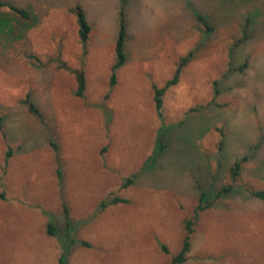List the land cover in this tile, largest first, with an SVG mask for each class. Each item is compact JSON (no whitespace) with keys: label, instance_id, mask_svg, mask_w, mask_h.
Here are the masks:
<instances>
[{"label":"rangeland","instance_id":"rangeland-1","mask_svg":"<svg viewBox=\"0 0 264 264\" xmlns=\"http://www.w3.org/2000/svg\"><path fill=\"white\" fill-rule=\"evenodd\" d=\"M3 2L31 16L0 6V264H60L63 251L64 264H171L198 202L174 264H264V198L250 193L264 190V0ZM122 9L128 59L111 86ZM188 52L160 121L153 84ZM113 194L129 201L101 208Z\"/></svg>","mask_w":264,"mask_h":264},{"label":"trees","instance_id":"trees-1","mask_svg":"<svg viewBox=\"0 0 264 264\" xmlns=\"http://www.w3.org/2000/svg\"><path fill=\"white\" fill-rule=\"evenodd\" d=\"M123 1V5L125 6V4L127 3V0H121ZM0 6H8L11 9H13L18 15H20L22 18H29L30 12L25 8H19L17 6H15L14 4L11 3H5L3 2V0H0ZM75 14L77 17V22L79 25V37H80V41L83 44V46L85 47L89 37H90V33H91V24L88 20L87 14L84 10V8L81 5H78L76 7L75 10ZM197 20H199L200 22L203 23V25L206 26V30H208V27L206 25V21L205 19L200 15L197 14ZM7 24V18H0V30L1 32L4 30L6 31V29L3 28L4 25ZM247 26L244 28V31H247ZM0 32V33H1ZM126 43H127V23H126V19H125V14H124V10L122 9L121 13H120V21H119V31H118V35L116 38V43H115V52H116V59L115 62L112 66V76H111V82L110 85L114 86L117 80V71L119 67H121L122 65H124L128 59V54H127V50H126ZM192 56V52H188L186 55L182 56L179 58V61L176 65V71H174L172 77H169L168 79H166V82L164 83V85L158 87L155 84H153V101H154V106H155V110H156V114L159 118L160 121L163 120V116H162V103H163V95L166 91V89L171 85H175L178 80H179V76L180 73L182 71V67L185 66L189 60L191 59ZM76 73V77H77V82H78V87H77V91H76V95L77 96H83L84 92L86 90V76H85V72H83L82 69L80 70H76L74 71ZM25 103L29 105L30 110L33 114L40 116V111L38 110V108L36 107L35 103L30 99V97H28L25 100ZM3 120L4 117L2 115H0V130L3 129ZM162 135H163V126H161L158 129L157 132V136L155 140V145H154V149H153V154H157L159 153L162 148L164 147V144L162 143ZM12 154V150L8 149L7 153H6V160H8V158L10 157V155ZM240 166V160L235 161L232 169H231V175L233 177H235V175L238 173V168ZM58 175H62V169L61 167L58 168ZM133 180L132 176H128L123 185L127 186L129 183H131ZM232 184H228L223 186L220 190L219 193H221L222 191H228L231 188ZM250 193L256 196H259L261 198H264V190L262 189H257V190H250ZM128 202L129 199L121 196L119 194H113L108 196L106 199L102 200L100 207H106L109 204H113V203H118V202ZM206 206H208V203L206 202V204H202L201 202H198L196 205V209L194 211V216L193 218H188L185 221V228H186V232H185V237L183 238V243L181 246V249L179 250V252H177L176 254H174L171 258V264L177 263V262H182L185 260L186 258V252L189 248L190 245V241H189V234L190 232H192L193 227L192 224L195 222L197 214L200 210L204 209ZM47 232L51 235H55L58 236L59 238L62 236L60 235L59 231H58V227L57 224L55 223V221L53 219H49L48 224H47ZM65 244H69V243H74L77 242V238L74 237L73 234H71L70 232L67 234V236H65ZM82 241V240H81ZM83 243H88L87 241L83 240ZM164 250L166 251L167 248L165 246H163ZM68 251H63L62 256L60 257V264H64L66 261V257H67Z\"/></svg>","mask_w":264,"mask_h":264},{"label":"crops","instance_id":"crops-1","mask_svg":"<svg viewBox=\"0 0 264 264\" xmlns=\"http://www.w3.org/2000/svg\"><path fill=\"white\" fill-rule=\"evenodd\" d=\"M234 253V252H233ZM236 253H234V255H235Z\"/></svg>","mask_w":264,"mask_h":264}]
</instances>
